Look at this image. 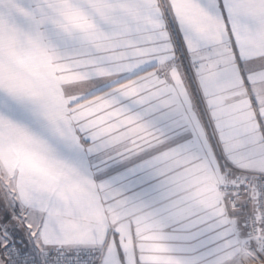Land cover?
I'll return each instance as SVG.
<instances>
[{
	"label": "snow or ice",
	"instance_id": "6c2138e0",
	"mask_svg": "<svg viewBox=\"0 0 264 264\" xmlns=\"http://www.w3.org/2000/svg\"><path fill=\"white\" fill-rule=\"evenodd\" d=\"M0 264H264V0H0Z\"/></svg>",
	"mask_w": 264,
	"mask_h": 264
}]
</instances>
